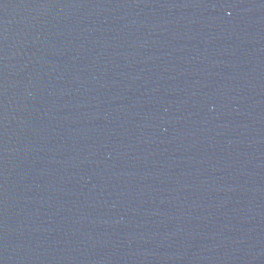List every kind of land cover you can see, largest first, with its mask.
<instances>
[{"label": "water", "instance_id": "95a60500", "mask_svg": "<svg viewBox=\"0 0 264 264\" xmlns=\"http://www.w3.org/2000/svg\"><path fill=\"white\" fill-rule=\"evenodd\" d=\"M0 264H264V0H0Z\"/></svg>", "mask_w": 264, "mask_h": 264}]
</instances>
